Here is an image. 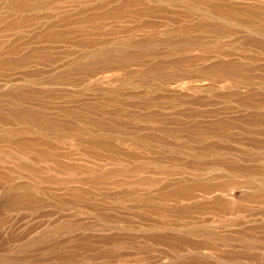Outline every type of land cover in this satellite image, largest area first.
<instances>
[{
    "label": "rangeland",
    "instance_id": "obj_1",
    "mask_svg": "<svg viewBox=\"0 0 264 264\" xmlns=\"http://www.w3.org/2000/svg\"><path fill=\"white\" fill-rule=\"evenodd\" d=\"M0 264H264V0H0Z\"/></svg>",
    "mask_w": 264,
    "mask_h": 264
}]
</instances>
